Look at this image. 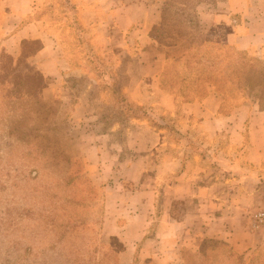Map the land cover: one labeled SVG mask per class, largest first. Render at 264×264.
<instances>
[{
	"label": "rangeland",
	"instance_id": "374dc122",
	"mask_svg": "<svg viewBox=\"0 0 264 264\" xmlns=\"http://www.w3.org/2000/svg\"><path fill=\"white\" fill-rule=\"evenodd\" d=\"M33 1L32 17L54 34L59 55L67 54L83 75L60 65V97L44 98L48 79L29 62L40 42L26 40L20 54L7 53L16 28L0 5V264H164L172 232L163 197L146 195L145 180L135 178L140 170H128L126 163L139 153L141 162L159 157L165 149H148L153 137L140 135L133 118L150 110L152 126L182 135L215 161L227 152L228 138L240 131L245 139V122L220 126L209 138L214 147L196 131L176 130L179 120L173 122L160 105L140 107L122 93L124 70L114 63L125 54L108 50L106 39L119 23L108 3L84 0L82 16L75 0ZM138 1L160 7L152 37L167 53L163 89L182 102L218 92L220 114L240 106L264 109V60L236 50L224 29L210 26L208 11L221 0ZM16 44L9 42L10 49ZM133 54L128 49L124 59ZM183 202H172V218L184 214ZM183 247L173 264H256L219 240H191Z\"/></svg>",
	"mask_w": 264,
	"mask_h": 264
},
{
	"label": "crops",
	"instance_id": "0c3cea01",
	"mask_svg": "<svg viewBox=\"0 0 264 264\" xmlns=\"http://www.w3.org/2000/svg\"><path fill=\"white\" fill-rule=\"evenodd\" d=\"M75 2L79 4L80 14L86 15L84 0ZM33 3V0H0V5L7 7V20L16 28L6 42L5 51L14 55L17 49L20 54L24 41L38 40L40 46L29 56V62L48 79L42 96L60 97V81L56 76L63 75V71L59 66L63 64L71 73L80 75H83L82 68L73 70L68 55L62 51L59 55L54 34L46 32L40 19L32 17ZM103 3L110 5L112 19L119 22L112 26V33L106 39L110 44L108 50L116 48L124 57L128 49L134 52L126 59L120 53L114 63V68L124 70L121 91L130 102L144 108L160 105L164 114L173 117V122L179 120L176 130L189 128L202 134L206 137V146L217 145L209 142V138L227 121L235 123L242 118L241 125L245 122L248 130L245 139L240 131L234 132L237 137L225 141L223 146L227 152L215 161L208 154L193 150L192 143L182 135H169L162 127L152 126L148 117L150 110L142 118H133L135 124H140V135L153 137L150 147L146 146L148 149H165L159 157L152 154L143 157L141 162L137 158L139 153L126 163L128 170L134 166L140 170L135 178L145 180L146 195L163 197L164 222L172 232L167 248L171 254L164 256V264L181 259L183 246L188 241L197 243L209 239L229 244L248 262L262 264L264 225L252 228L251 215L264 208V109L240 106L220 114L223 95L215 91L200 100L180 101L176 94L161 87L167 53L152 37V31L161 21L159 5H143L138 0H103ZM208 16L210 26L224 29L225 40L236 50L248 51L264 60V0H221L219 8L212 7ZM11 41L17 43L12 49ZM227 125L232 128V124ZM255 134L260 139H255ZM174 200L184 201V214L178 218L170 216Z\"/></svg>",
	"mask_w": 264,
	"mask_h": 264
},
{
	"label": "built area",
	"instance_id": "2783aa9c",
	"mask_svg": "<svg viewBox=\"0 0 264 264\" xmlns=\"http://www.w3.org/2000/svg\"><path fill=\"white\" fill-rule=\"evenodd\" d=\"M264 225V211L257 210L251 215V227L258 229Z\"/></svg>",
	"mask_w": 264,
	"mask_h": 264
}]
</instances>
